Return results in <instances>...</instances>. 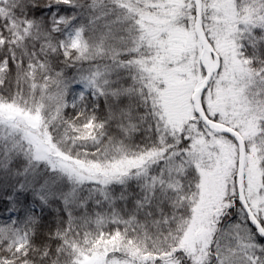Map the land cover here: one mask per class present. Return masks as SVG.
<instances>
[{
  "label": "snow or ice",
  "instance_id": "1",
  "mask_svg": "<svg viewBox=\"0 0 264 264\" xmlns=\"http://www.w3.org/2000/svg\"><path fill=\"white\" fill-rule=\"evenodd\" d=\"M0 264H264V0H0Z\"/></svg>",
  "mask_w": 264,
  "mask_h": 264
},
{
  "label": "trees",
  "instance_id": "2",
  "mask_svg": "<svg viewBox=\"0 0 264 264\" xmlns=\"http://www.w3.org/2000/svg\"><path fill=\"white\" fill-rule=\"evenodd\" d=\"M0 211H3V209H2V208H0Z\"/></svg>",
  "mask_w": 264,
  "mask_h": 264
}]
</instances>
